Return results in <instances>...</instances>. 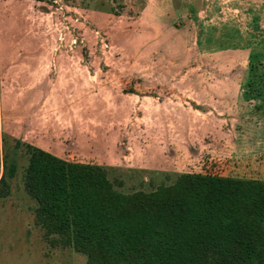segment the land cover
Segmentation results:
<instances>
[{"label":"rangeland","instance_id":"1","mask_svg":"<svg viewBox=\"0 0 264 264\" xmlns=\"http://www.w3.org/2000/svg\"><path fill=\"white\" fill-rule=\"evenodd\" d=\"M262 74L264 0H0V176L16 139L33 144L30 122L120 191L171 184L199 149L233 136L219 126H256L219 105L242 91L262 107L246 86ZM17 162L0 196V264H88L45 240L24 147Z\"/></svg>","mask_w":264,"mask_h":264},{"label":"trees","instance_id":"2","mask_svg":"<svg viewBox=\"0 0 264 264\" xmlns=\"http://www.w3.org/2000/svg\"><path fill=\"white\" fill-rule=\"evenodd\" d=\"M246 86L262 95L264 74ZM21 147L24 187L43 237L85 254L88 264H264L262 179L183 172L171 184L126 193L100 164L16 139L4 157L2 197Z\"/></svg>","mask_w":264,"mask_h":264},{"label":"crops","instance_id":"3","mask_svg":"<svg viewBox=\"0 0 264 264\" xmlns=\"http://www.w3.org/2000/svg\"><path fill=\"white\" fill-rule=\"evenodd\" d=\"M249 97L250 96L245 95L241 91L235 96H231L229 98V103L220 104L219 110L234 114V116L229 117L230 123L247 120L248 116L245 117V115L253 113L256 118V126H241L243 124H236L235 126L229 125L228 127H226V125L219 126L218 128L220 130L216 131L217 134L229 133L233 136L221 137L219 139L221 142L206 144L205 147L199 149L201 151L199 152L200 154L198 153L197 155V162L194 163L195 165H191V169L189 168L183 172L218 174L242 179L264 180V104L262 107L260 105L256 106L254 99H249ZM258 98H261V96H258ZM210 111L213 112V110ZM34 118L36 117H31L32 122H34ZM27 127V131L26 129L25 132L23 131L26 138L29 137L36 146L55 154L51 151V145L54 144L55 139H47V136L50 135L46 134L42 136L40 131L35 130L34 126L30 127V122ZM57 156L72 161L91 162L87 160L70 159L67 158V156ZM69 156L73 158V155L69 154Z\"/></svg>","mask_w":264,"mask_h":264}]
</instances>
